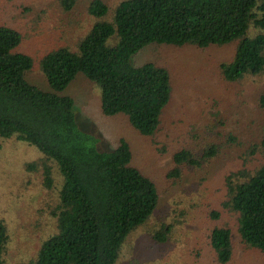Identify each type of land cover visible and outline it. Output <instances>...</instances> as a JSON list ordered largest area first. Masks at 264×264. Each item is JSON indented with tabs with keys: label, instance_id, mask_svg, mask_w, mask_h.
I'll list each match as a JSON object with an SVG mask.
<instances>
[{
	"label": "trees",
	"instance_id": "1",
	"mask_svg": "<svg viewBox=\"0 0 264 264\" xmlns=\"http://www.w3.org/2000/svg\"><path fill=\"white\" fill-rule=\"evenodd\" d=\"M83 3L91 24L76 48L50 46L38 59L21 50L20 28L0 23V139L37 148L39 158L26 161L24 170L41 171L44 186L57 193L51 212L55 230L42 239L28 264H115L124 242L160 204L158 186L136 163L126 138L105 144L99 132L78 126L74 99L63 92L79 74L98 88L103 116L122 117L142 137L160 144L176 73L163 60L137 61L153 47H193L195 54L232 48L228 59L204 56L193 79L196 91L211 97L215 84L219 90L224 83L254 79L260 86L263 81L258 100L264 107V0H117L112 7L105 0ZM78 4L60 0L66 12ZM34 67L41 70L48 89L28 79ZM257 126L245 161L259 150L262 163L226 177L223 207L234 218L241 244L264 257V118ZM248 128L253 129L250 124ZM213 135L202 139L197 152L188 147L170 151L175 167L168 177L179 175L185 166L201 167L242 144L231 132ZM161 150H166L165 143ZM11 203L5 201L6 206ZM220 216L218 210L209 214L212 221ZM171 228L162 224L151 232L153 240L164 243ZM206 237L218 264H229L232 229L215 224ZM7 241L0 219V264H5Z\"/></svg>",
	"mask_w": 264,
	"mask_h": 264
},
{
	"label": "rangeland",
	"instance_id": "2",
	"mask_svg": "<svg viewBox=\"0 0 264 264\" xmlns=\"http://www.w3.org/2000/svg\"><path fill=\"white\" fill-rule=\"evenodd\" d=\"M4 1L0 0V23L6 22L23 31L21 50L35 59L50 46L76 48L91 24L83 0L70 12L61 7L60 0ZM105 1L112 7L117 0ZM232 51L226 46L195 54L193 47L158 46L136 58L137 61L163 60L176 73L174 100L159 132L161 144L157 139L142 137L126 125L122 117L103 116L98 88L84 80L82 74L63 92L74 99L73 112L78 126L92 134L99 132L105 144L126 138L135 150L136 163L153 178L159 189L158 208L144 226L130 234L115 264H218L206 246L208 229L215 224L232 229L234 254L229 264H264L261 253L241 244L234 218L223 207L226 177L243 167L252 169L263 160L258 150L253 159L245 161L246 147L255 142L253 133L259 128L257 122L264 118V107L258 100L263 81L260 86L254 79H246L243 84L224 83L219 90L215 84L211 97L196 91L193 84L204 56L210 53L219 59H228ZM28 79L41 89H48L37 67L28 72ZM229 132L238 135L242 144L228 148L201 167L185 166L180 168L179 175L168 177L175 167L170 151L188 147L197 152L206 136L211 138L215 133ZM163 143L165 151L161 150ZM38 158L35 147L17 140L0 139V219L5 222L8 234L3 254L5 264H28L42 239L55 230V217L51 212L56 203V191L44 186L41 171L24 170L26 161ZM8 199L12 201L10 209L11 205L5 204ZM213 210L221 212L216 221L209 217ZM162 224L172 228L168 239L159 243L153 240L151 232Z\"/></svg>",
	"mask_w": 264,
	"mask_h": 264
}]
</instances>
